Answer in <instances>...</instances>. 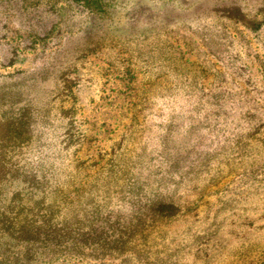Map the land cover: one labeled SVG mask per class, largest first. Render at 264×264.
Returning a JSON list of instances; mask_svg holds the SVG:
<instances>
[{"label":"rangeland","instance_id":"374dc122","mask_svg":"<svg viewBox=\"0 0 264 264\" xmlns=\"http://www.w3.org/2000/svg\"><path fill=\"white\" fill-rule=\"evenodd\" d=\"M21 208L88 242L37 264H264V0H0Z\"/></svg>","mask_w":264,"mask_h":264},{"label":"trees","instance_id":"16d2710c","mask_svg":"<svg viewBox=\"0 0 264 264\" xmlns=\"http://www.w3.org/2000/svg\"><path fill=\"white\" fill-rule=\"evenodd\" d=\"M69 227L67 222H58L52 213L35 217L30 209L9 210V214L0 211V264L53 261L60 255L65 257L70 245L81 251L88 242L72 236Z\"/></svg>","mask_w":264,"mask_h":264}]
</instances>
